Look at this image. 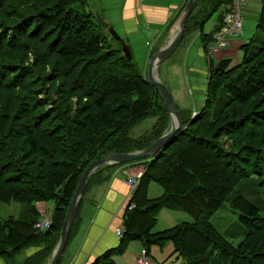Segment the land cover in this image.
Listing matches in <instances>:
<instances>
[{
  "label": "trees",
  "instance_id": "trees-1",
  "mask_svg": "<svg viewBox=\"0 0 264 264\" xmlns=\"http://www.w3.org/2000/svg\"><path fill=\"white\" fill-rule=\"evenodd\" d=\"M229 1L206 0L207 7L201 12L213 9V13L201 22L202 14L200 17L192 14L199 13L201 0H197L183 40L200 31L201 38L207 39V48L223 19L218 18L219 26L209 35L204 36L203 28ZM215 2L216 7H213ZM17 3L28 12L14 6L16 3L0 0V203L16 200L30 209L25 221L0 219V257H12V252L40 243L44 252L37 260L27 259L24 263L38 264L42 258L51 256L60 239L75 177L96 160L146 149L151 144L147 146L142 144L141 138H132L130 128L145 118L154 117L156 130L166 118L154 107V93L160 94L142 77L134 59L127 60L122 45L118 43L116 48L111 45V39L115 40L108 33L109 25L99 13L92 12L89 0H18ZM257 32L264 36V0ZM250 42L243 47V69L217 70L210 78L206 107L216 104L217 108L216 124L211 123L208 128L211 132L235 124V116L243 108L238 97L229 102L223 99V80L229 75L240 80L238 74L244 73L246 68H249L250 79L258 74L250 63L253 57ZM250 96L251 91H245L239 98L246 100V106L248 100H255ZM160 98L170 119L163 98ZM204 118L198 117L195 124ZM228 120L231 121L227 123ZM184 127L183 122V129L156 158L142 160L150 162L146 163L147 170L134 201L142 204L141 211L147 214L137 219L139 209L127 211L125 241L142 240L147 248L172 242L186 264H260L259 259L264 260V256L248 249V241L235 249L209 222L227 200L235 199L238 187L246 184L240 179L237 165L236 169H230V175L227 172L230 164L226 159L240 161V150L234 148L229 153L224 145L217 143L216 134L204 139L195 137L194 133L185 134L187 128L184 130ZM163 128L165 126L159 128L160 131ZM186 135L187 144L181 145L174 158L168 160L166 169H161L160 162L167 159V147L174 142L177 144L178 137ZM155 168L161 169V173L153 174ZM112 169L113 166L101 167L93 175ZM152 182L165 190L162 197L149 200L147 193ZM243 188L250 191V188ZM240 194L243 196V191ZM37 202L54 204L53 224L47 231L35 228L41 218L35 207ZM165 208L183 211L193 222L155 233L157 215ZM243 211L239 224L247 232H255L256 222L261 218L259 210L251 205ZM133 220H138L139 224L132 225ZM219 241L224 243L223 249ZM258 244L252 249L258 248ZM227 248L239 250L238 255ZM109 258L93 264H113Z\"/></svg>",
  "mask_w": 264,
  "mask_h": 264
},
{
  "label": "crops",
  "instance_id": "crops-1",
  "mask_svg": "<svg viewBox=\"0 0 264 264\" xmlns=\"http://www.w3.org/2000/svg\"><path fill=\"white\" fill-rule=\"evenodd\" d=\"M93 1L95 0H89L90 8L99 11L106 23L118 31L130 48L134 62L137 64V59H139L140 63L137 66H144L142 71L148 69L151 55L169 42L178 16L188 2V0H97L98 3ZM245 4L247 7L262 8L261 0H246ZM245 4L243 5L244 15H246ZM109 9L114 11L110 12ZM220 9L223 10L222 7ZM218 26V18H216L214 28ZM199 33L200 31H197L188 35L181 48L183 51L173 58L172 55L162 64L163 66L161 65L163 75L160 68L158 72L162 82L165 84L166 81L167 84L165 85L169 88L177 108L185 110V112L191 111L192 105L197 108L203 103L199 97L193 96L192 93L189 94L188 89H185V86H189V81L185 77L184 69H182V64L186 63L187 68L198 71L200 74H208L209 68H205V70L200 68L202 64L205 66L208 64L206 61L208 50L205 48L207 39L201 38ZM242 44L245 43L235 40L232 49L235 51L232 54L229 53L231 52L229 50H222L217 52L214 58L210 56L212 69L220 70L227 68L226 66L228 68L236 66ZM189 96L193 97V100H197L193 103ZM145 122L136 128L138 129L143 124L147 126ZM154 124L155 122L147 126L146 129L141 126L137 130L139 133L131 131L130 136L139 138L140 135H144L143 132L149 133L148 130ZM137 170L138 167L128 165L109 171L101 170L90 178L97 184L90 191L85 192L75 225L59 264L102 263L104 257H110L109 261L113 264H138V259L145 251L149 253L152 264H186L185 259L176 252L172 242L163 246L152 245L147 248L142 240L125 241V222L129 215L126 206L129 204L132 194L127 184L129 175L126 174V171L134 173ZM153 184L149 185L147 193L149 200L163 195V191H153L155 190ZM35 207L41 217L45 213H53L54 209L51 202H37ZM186 216L189 215L183 211L163 209L157 215L153 232L166 231L181 225L187 221ZM119 231L120 234H118ZM43 249V245H39L24 250L22 255L19 254L21 256H15L16 264H24L27 259H30V254ZM38 257L39 255L34 259L37 260ZM49 259L50 256L49 258H42L38 264H48ZM0 264L9 263L0 258Z\"/></svg>",
  "mask_w": 264,
  "mask_h": 264
},
{
  "label": "rangeland",
  "instance_id": "rangeland-1",
  "mask_svg": "<svg viewBox=\"0 0 264 264\" xmlns=\"http://www.w3.org/2000/svg\"><path fill=\"white\" fill-rule=\"evenodd\" d=\"M256 1H258V0H256ZM6 2H8L9 4H15L16 3L14 6L22 7L21 3H17L18 0L17 1L6 0ZM93 2L98 3L97 0H95ZM244 3H246V1ZM255 3H253V4H255ZM261 3H262L261 6H263V0H261ZM26 4L28 5L29 2H26ZM206 4H207L206 0H201L200 5L198 6L199 13H197V14L192 13L194 16H199V17H200V14H202L203 17L200 20L201 22L205 18L210 17L213 13V9H210V12H208L207 9L204 12H201L203 10L204 6L207 7ZM213 4H214L213 7H216L215 6L216 2ZM258 4L259 3L257 2V5ZM113 5H115V4H113ZM9 7L10 6L8 5V8ZM21 10L24 11L25 13L28 12L23 7ZM109 10H110V12L114 11L113 9H109ZM261 10H262V8H258L257 6L252 8V7H247V5L245 4V14L246 15H244V12H243L244 10H243V6H242V12H243L242 17H243V23H244L243 32L241 35H239L237 37L230 38L229 47L224 49V50L231 51L229 53L232 54L235 51V50L232 51V49L234 47L233 43L235 40L245 43V44H242V46H241L240 51L242 53V59H241V53H240V57L239 56L237 57V65L232 66L231 68H228V66H226L227 68L220 69L222 72H229L230 70L236 69L237 67L242 68V65L244 62L243 47H246L247 46L246 44H248L247 42L251 41L250 42V45H251L250 51L252 52L253 57H252L250 63L253 66L252 70L255 71L256 73H258L256 78L250 79L249 78L250 74H249V72H247V70H249V68H246V70H244L245 71L244 73H242L240 71V74H238V75H240V80H237V79H239L237 76L235 78L232 75H229L228 78H225V80H223V83L225 84V87L223 89V91H224L223 99L225 101L229 102L232 99H235L238 97L237 99L238 100L240 99V105L243 104V108L238 112L237 116H235V118L237 120L236 123L233 125H230V127H227V125L221 126L223 128H219L217 132H211L210 130H208V128H210L211 123L216 124V120H217V118H216L217 117V108L215 107L216 104L213 106H210V104H209V106L206 107L207 106L206 102H207V99L209 98L208 97L209 96V81H210L211 76L213 74L217 73L216 68L212 69V67H211L212 66L211 57L213 56L212 58H214L215 54L217 52H220V51H213V52H210L209 50L207 51L208 54H207V60L206 61L208 63L207 64L208 67H207V65L205 66L204 64H202V66L200 67L201 70H205V68H207V69L209 68L208 74H206V75H204L202 73L200 74V73H198V71L191 70L190 68H187L186 63L182 64L183 65L182 69H184L185 77L189 81V86H185V89H188L189 94L192 93L193 96L199 97L203 103L200 104L199 106H197V108H195L196 107L195 105L194 106L192 105V107L190 108L191 111H188V112H185V110H182L180 108H178V110L182 116V120H183L184 125H185L184 130H186V128H187V130L185 131V134H192L193 135V133H194V135H196L195 137L202 136L204 139H207L209 136H213L214 134H216L215 137H217V143L224 145L225 151H228L230 153L231 151L234 150V148H236L237 150H240V161L239 160L234 161L232 158L226 159V161L230 164L227 172H228V175H230V169L234 170L238 167L240 169V179H243L246 182V184L238 187V189L236 191H239V192L237 195H235L236 193L234 194L235 199L233 200V198L232 199L230 198L232 200V201L230 200V202H229V200H227V202L225 204H223L222 207L209 218V222L221 234L222 237H224L231 245L235 246L234 247L235 249H236V247H239L243 243H246L248 241V249H251L253 252H259V253H261V255L264 256V67H263V65H264V40H261L264 36L257 32L258 18L260 16ZM10 12H11V10L9 12H6V13H10ZM92 12L96 13V14L100 13L99 11L97 12L94 10ZM101 14L103 15V13H101ZM219 17L221 19H224L223 11L220 8H219V11L217 13H215V15L212 17V19H211L212 21L208 22L204 26V28H203L204 34L209 35L214 31L213 28H214V24H215V19L219 18ZM183 41H182V44H180V46L176 50V52L173 54L172 58L183 51V49H181L183 46V43L185 42V41L184 42ZM111 45L116 48L118 46V42L113 41L111 39ZM154 54H152L151 57ZM151 57H150V59H151ZM137 62L140 63V60L137 59ZM258 65H262L261 66L262 68L258 69L257 68ZM162 66L160 67V70H161V73L163 75ZM143 67L144 66H141V65L139 66L141 71H142ZM147 73H148L147 68L145 69V71H142V74H143L142 77L144 79H147ZM160 76H161V74H160ZM237 81L240 83H238ZM165 84H167L166 81H165ZM197 91H200V92L198 93ZM227 91H230L229 92L230 96L228 95ZM245 91H251L250 97H254V99H255L253 101L248 100V104L246 106H245L246 100L243 101V100H241V98H239V96L244 94ZM253 95H255V96H253ZM41 98H43L42 95H41ZM153 99H154V107L159 108L160 111H158V112L160 113L162 118H166L165 123H162L161 126L157 127L155 130L154 126L156 124V121H155L156 119H154V117L153 118H145V119L141 120L140 122H138L137 124H135L133 127H131L130 131H129V133H131V131H135V133H136L137 130H139V128H141V126H142V128L146 129L147 126H149L155 122V124L148 130L149 133L145 134L143 132L142 134H144L145 136L144 135L139 136V138H141L140 140H142V144H147V146L150 144L152 145L154 142H156L158 139H160L168 131L167 129L170 126V119L168 118L167 113L164 110V105H163V102L161 101L160 96H158L154 93ZM189 99L193 103L195 102V100H197V99L193 100V97H191V96H189ZM238 100L235 101V105L237 104ZM224 109H226V108H224ZM221 112H220V115H221ZM215 115H216V117H215ZM203 116H205V118L200 123L195 124V122L198 120L197 118L203 117ZM147 120H150V121H147ZM220 121H219V123H220ZM230 121L231 120H228L227 123H229ZM143 122H145L147 124V126H145L143 124L137 129L136 127H138ZM192 124H195V125L189 127ZM162 126H165V128H163L160 131L159 128H162ZM137 133H139V132H137ZM211 138H213V137H211ZM178 139L180 140V142H178L177 144L174 142L169 147H167V148H169V150L166 151V155H165L167 157V159L165 158L166 161L160 162V166L163 167L161 169L167 168V166L169 165V161H171L174 158L176 152L181 149L180 148L181 145H186L187 141L189 140L187 135L178 137ZM207 145H209V143H207ZM150 146H148V147H150ZM231 146H233V147H231ZM178 147H179V149H177ZM142 150H144V149L142 148V149L134 150V151L129 152V153H133L136 151H142ZM203 153L207 154V151H203ZM231 155H233V154H231ZM143 160H146V159H143ZM139 161H142V160H139ZM139 161H136L137 163H135V164H134V162L129 163V164H124V166L132 165L133 167H138V170L135 171L134 173H128L126 171V174L129 175V178L127 180V184H128L129 189L132 193L131 194V200H130L129 204L126 206V210L131 211V210L139 209V213L136 214L137 219H139L144 214H147L145 211H141V209L144 208L143 205L142 204L137 205L136 201H134V199H135V196H136L138 189L140 188V184L142 183V179L145 175V172L147 170L146 163L150 162V161H145V162L144 161L139 162ZM236 165H237V167H236ZM113 167L118 168L121 166L116 165ZM161 169L155 168L153 174L161 173ZM80 175H82V174H79L78 177H75L76 179L74 178L75 181L71 185L70 193H69L70 197L68 198V200H72V198H73V195L77 189V186H78L80 178H81ZM130 181H131V184L129 183ZM153 183H155V184H153ZM168 183H169V181H168ZM96 184L97 183H95L94 180L89 179L88 183L86 185L85 192L90 191L92 188H94V186ZM150 184H153L154 185L153 187H155V190H153V191H163V195H164L165 189L161 185H159L157 182H152ZM243 187L250 188V191H246L247 189H244ZM148 191H149V187H148ZM240 191H243V193H244L243 196L240 194ZM85 192H84V195H85ZM162 196H160V197H162ZM17 198H19V197H17ZM240 198H242V199H240ZM156 199H158V198H156ZM239 199H240V201L238 202ZM81 203H82V201H81ZM251 205H254L259 210V213L261 215V218H258V221L256 222L258 225V228L253 233H251L250 231L247 232L244 229V227L239 224V218L243 217V214H244L243 209L246 207L249 208ZM50 207L52 208L53 206H50ZM131 207H132V209H131ZM148 207H149V205H145V208H148ZM28 209H30V207H28L27 204L20 202V201L12 200L10 203L1 202L0 203V219L6 221L9 218H14V219H17L19 221L20 220L25 221L26 220L25 215H26V212L28 211ZM170 210H172V209H170ZM186 217H187L186 218L187 221L185 223H192L193 222L192 217L190 215L186 216ZM137 224H139L138 220L132 221V225L137 226ZM182 224H184V223H182ZM136 231L141 232L138 229ZM260 240H262V241L259 242ZM256 243H259L258 248L255 247L254 249H252ZM36 245H40V243H36ZM218 245H219V247H222L221 249H223L224 243L222 241H219ZM33 247L34 246L27 247L23 250H19L18 252L16 251L17 253L12 252V254H13L12 257L10 255L9 256L5 255V257H0V258L5 259L6 261H8L9 264H16V262H15L16 257L15 256L19 255L20 253L22 255V252H24V250H26V249L29 250ZM227 249L231 252L236 251L235 256L238 255L239 250H235L232 248H227ZM54 250H53V252H54ZM43 252H44V250H41V251H38L37 253L30 254V259H34V257H36L37 255L40 256V253H43ZM53 252L50 256V259L53 255ZM219 252L220 251H218L217 255L215 256L216 259L218 257ZM21 255H19V256H21ZM50 259H49V261H50ZM259 261H260V264L264 263V260L261 261L259 259Z\"/></svg>",
  "mask_w": 264,
  "mask_h": 264
},
{
  "label": "water",
  "instance_id": "water-1",
  "mask_svg": "<svg viewBox=\"0 0 264 264\" xmlns=\"http://www.w3.org/2000/svg\"><path fill=\"white\" fill-rule=\"evenodd\" d=\"M196 1L197 0H188L186 6L178 16L177 22L174 25V33L171 39L163 48H161L151 57L148 64L147 80L163 98L166 109L170 116V126L167 129L168 131L150 147L142 151H136L126 154H112L105 158L92 162L85 169V171L81 175L77 189L70 202L66 220L61 231L60 239L48 264H59L68 244L69 237L79 206L83 199L88 180L98 169L105 166L124 165L143 159H150L153 157L156 158L167 146L170 140L173 139L183 129V122L179 110L172 97V94L169 88L162 82V80L158 76V72L160 66L164 62H166L180 46L185 34L189 16L195 6ZM108 33L114 38L115 41L119 42L122 45L123 54L129 62H132L133 56L131 50L125 40L118 33V31L113 26H110L108 29ZM154 67L157 68V76L154 75Z\"/></svg>",
  "mask_w": 264,
  "mask_h": 264
},
{
  "label": "built area",
  "instance_id": "built-area-1",
  "mask_svg": "<svg viewBox=\"0 0 264 264\" xmlns=\"http://www.w3.org/2000/svg\"><path fill=\"white\" fill-rule=\"evenodd\" d=\"M242 1V2H241ZM246 0H231L222 6L223 9V25L220 30L214 33L212 41L208 44V50L222 51L229 47L230 38L237 37L242 34L243 30V12L242 6ZM132 181V180H131ZM131 181L129 182L131 184ZM132 209V207H131ZM53 224V213H45L39 224L35 228L39 231H47ZM120 234V231L118 232ZM138 264H152L150 255L145 251L138 259Z\"/></svg>",
  "mask_w": 264,
  "mask_h": 264
},
{
  "label": "bare ground",
  "instance_id": "bare-ground-1",
  "mask_svg": "<svg viewBox=\"0 0 264 264\" xmlns=\"http://www.w3.org/2000/svg\"><path fill=\"white\" fill-rule=\"evenodd\" d=\"M173 33H174V32H173ZM118 43H119V42H118ZM154 75L157 76V68H156V67H154ZM39 222H40V220L36 223V225L39 224ZM36 225H35V226H36Z\"/></svg>",
  "mask_w": 264,
  "mask_h": 264
}]
</instances>
